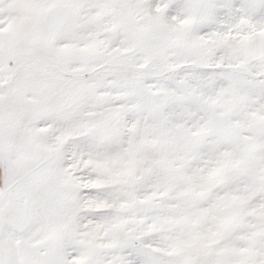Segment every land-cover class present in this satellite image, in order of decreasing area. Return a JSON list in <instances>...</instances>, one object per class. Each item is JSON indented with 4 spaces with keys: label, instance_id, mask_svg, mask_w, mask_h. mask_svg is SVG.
I'll use <instances>...</instances> for the list:
<instances>
[{
    "label": "snow or ice",
    "instance_id": "6c2138e0",
    "mask_svg": "<svg viewBox=\"0 0 264 264\" xmlns=\"http://www.w3.org/2000/svg\"><path fill=\"white\" fill-rule=\"evenodd\" d=\"M0 264H264V0H0Z\"/></svg>",
    "mask_w": 264,
    "mask_h": 264
}]
</instances>
